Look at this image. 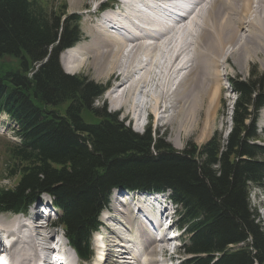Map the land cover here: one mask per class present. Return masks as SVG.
<instances>
[{"label": "trees", "instance_id": "trees-1", "mask_svg": "<svg viewBox=\"0 0 264 264\" xmlns=\"http://www.w3.org/2000/svg\"><path fill=\"white\" fill-rule=\"evenodd\" d=\"M56 0H0V112L17 125L0 211L26 213L44 195L80 258L115 190L170 191L185 233L184 264H264V226L250 204L264 190V72L230 78L236 96L227 136L179 152L165 136L94 108L105 87L66 74L60 54L82 40L81 17ZM10 59V61H7ZM12 61L15 64H12Z\"/></svg>", "mask_w": 264, "mask_h": 264}, {"label": "bare ground", "instance_id": "bare-ground-1", "mask_svg": "<svg viewBox=\"0 0 264 264\" xmlns=\"http://www.w3.org/2000/svg\"><path fill=\"white\" fill-rule=\"evenodd\" d=\"M176 1L127 0L120 3L121 19L99 18V24L90 33V41L66 52L62 66L66 73L75 75L89 64L102 78L111 77L114 85L107 96L113 109H126L142 122L144 119L140 115L144 111L151 112L159 122L168 119L167 124L177 125L176 137L170 141L180 149L187 133L203 124L201 115L204 124L200 139L212 131L213 115L223 88L219 69L226 65L227 59L239 63L242 57L241 63L245 65L250 54L264 52V0H180L179 4ZM173 5L180 14L173 27L164 18L139 8L146 7L156 15L163 6ZM173 34L181 36L180 40L176 41ZM186 37L193 42L192 47L189 46L191 42L188 46L195 48L189 50L190 53L184 48ZM149 41H153L152 44ZM156 69L161 71L159 75ZM138 71L140 75L144 73L137 77ZM140 88L149 98V108L147 101L139 104L135 98ZM150 90H153L151 94ZM138 203L140 200L134 205ZM131 205L126 198L112 205L113 214L105 219L109 236L103 237L104 246L98 248L103 251V258L96 257L89 264L165 262L162 257L169 253L172 242L163 230L167 213L152 208L151 204L138 207V213L160 220L159 224L155 222L156 229L165 239L158 240L156 232H150L144 222L131 215ZM26 219L27 222L19 221L18 217L9 221L0 219V231L10 241L16 263L27 264L39 259L45 264H54L48 260L55 252L53 245L60 242L59 236L58 241L55 240L53 228L43 222L42 215L34 214ZM1 244L3 247V242ZM59 252L66 254L63 249ZM76 264L82 263L78 260Z\"/></svg>", "mask_w": 264, "mask_h": 264}, {"label": "rangeland", "instance_id": "rangeland-1", "mask_svg": "<svg viewBox=\"0 0 264 264\" xmlns=\"http://www.w3.org/2000/svg\"><path fill=\"white\" fill-rule=\"evenodd\" d=\"M105 1L106 0H77L75 3H74V0H56L55 1L56 5H58V6H59V4L64 3L70 14H79L83 17V20L81 23L83 39L80 43L77 44V46L85 45L90 41V39H91L90 35L93 32L94 26L99 24V16H97L95 13L97 6L101 3H104ZM117 1H118V3H120L119 0H117ZM183 25H186V24H183ZM183 25H181V26H183ZM181 26H180V28H181ZM184 29H185V27H184ZM173 35H175V34H173ZM241 35H240V37H241ZM180 37L176 36V41L177 40L179 41ZM185 39L187 41H186V43L184 42L186 44L184 46V48L187 50L188 53H190L191 51H193L195 49V48H191L192 44H193L192 39L187 38V37ZM189 43L191 44V45H189L191 47L188 46ZM189 50H190V52H189ZM67 51H65L61 54L60 63L62 61V58L64 57V54ZM252 54H250V56H249L250 59L248 58L247 64H245V65H242V63H241L240 59L242 57L239 59V63H236L235 60H233V59H227L226 65L222 66L219 69L221 72V79H222L223 88H222L220 99L217 103V107L215 108V112L213 115L212 131L206 137H203V139H200L202 125L204 124V118L201 115L200 121L203 124L201 126L199 125V127L195 131H193V132L190 131L189 133H187L188 135L186 136V138L184 137L183 145L181 146L180 149L176 148L174 146V144L170 141V140H174L176 137L177 125H175V124L173 125V123L167 124L168 119L167 120L162 119L159 122V121H157L158 119L155 117V115H153L151 112L144 111V113H148V115H149L146 123L145 124H142V123L138 124L135 121V123L132 124L131 121L129 120V118L128 117L126 118L127 114L131 115L132 113L126 112V109L117 110V111L114 110L113 104H111L110 101H107L108 96H107V98H105L106 96H104L101 100H98L95 103V107L102 108L105 105L104 107H106V109L109 113L118 114L119 119L124 121V125L126 127H130L133 131H135V129H137L138 126L142 127L145 125V129H144L145 131L150 127L151 131H153V132L155 131L157 133H160V135L165 136L166 142L169 143L171 146H173V148L179 152H182L186 148V146L190 143L196 144L198 147H201L204 144H206L213 137V135L216 132H219L221 134L223 133L224 136H226L225 134H227V132L231 128V125H232V123H231L232 112L231 111H232V106H233V103H234L236 97H235V94L233 93L232 88H230L227 80L229 78L247 80L251 77L252 72H260V73L264 72V65H263L264 64V52H259V53L253 52ZM7 61H10V59H8ZM12 64L14 65L15 62L12 61ZM61 65H63V63ZM138 72H140V71H138ZM156 72H157L156 74H158V75L161 73V71H157V69H156ZM143 73L144 72H142V74ZM75 75L85 76L88 79H90L91 81L97 83L98 85H104V86L107 85L110 87V90L113 88L112 85H114V82H113L111 77H109V78L103 77L102 78V76H99L98 73H96V71L94 70V68H92L89 64L86 65L82 70L78 71L77 74H75ZM178 81H179V79H177L175 82L178 83ZM153 90H150L149 94H151L153 92ZM160 90H161V88L159 89V91ZM141 91H143V89ZM136 100L139 102V104L147 101L146 102L147 104L146 103L145 104L148 108L151 105L149 98L144 96L143 93H139ZM263 111H264V109H262L261 112L259 113L258 123H257L258 129H259L260 134L262 136V139L260 140L259 143L262 145H264V117H262ZM144 113L142 112L143 115H144ZM142 114L140 116H142ZM134 115H136V114H134ZM167 116H169V115H167ZM202 118H203V120H202ZM12 128H13V125L8 120V118L4 115H0V189L12 188L15 185V182L13 180L8 181L5 178V176H6L5 175L6 174V164L8 163V159H7L8 147H9L10 143H13V141L16 140V138L14 137V134L12 132ZM137 130H140V128H138ZM46 199L49 200V198H46ZM114 203H115V198L113 199L112 205ZM250 204H251V207L253 208L254 212L258 215L260 221L263 223V226H264V190H260L259 188L254 187L251 191ZM28 214L29 215L32 214V208H31V210H29L27 215ZM11 216H12L11 214H0V219L11 217ZM56 220H57V218H52L50 221V222L55 223V226H54L53 230H51V231H53L56 235L55 240L58 241L57 236H59V240L63 241L62 240L63 230L58 224H56ZM101 220L104 221V217H102ZM107 231H106V227H103V229H101V233L104 235L108 234V233H106ZM108 236H109V234H108ZM178 243H179L178 241L177 242L174 241L171 244L177 245ZM92 245H93V251H94V255H95L96 254V247L94 245V242H92ZM177 255H178V259L176 258L171 263V261L169 259L170 255H169V253H166V256L164 255V257H162V259L165 260L166 263L160 262L159 264H182L188 259L186 254H184L182 251H180V249L177 250ZM156 258L159 261H161V257L157 256Z\"/></svg>", "mask_w": 264, "mask_h": 264}]
</instances>
